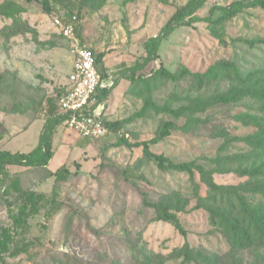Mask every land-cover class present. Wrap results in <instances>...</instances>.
<instances>
[{
    "label": "rangeland",
    "instance_id": "1",
    "mask_svg": "<svg viewBox=\"0 0 264 264\" xmlns=\"http://www.w3.org/2000/svg\"><path fill=\"white\" fill-rule=\"evenodd\" d=\"M192 1L50 0L48 12L41 0H0L1 150L31 151L47 119L48 100L56 99L60 110L74 65L72 42L64 35L69 22L75 21L81 43L94 56L105 54L100 70L116 83L98 109L109 131L105 137L84 139L63 123L48 166H6L0 172V229L12 226L9 211L21 205L16 180L45 196L40 213L16 238L26 252L5 255L0 264H264V146L258 147L264 145V103L248 97L206 109L199 105L238 86L220 65L234 63L243 77L264 70V8H245L215 26L208 18L218 19L221 8L252 0H202L186 19L199 20L179 26L162 41L157 60L145 63L147 42ZM213 29L224 39L214 37ZM138 66L140 78L126 79ZM161 67L178 79H157ZM185 70L192 74L182 75ZM121 120L128 121L114 131L107 125ZM169 121L175 123L170 135L150 150L175 163L203 166L222 188L216 204L207 200L215 194L199 173L192 178L161 169L141 147L118 145L153 140ZM60 169L64 181L56 180ZM242 200L260 218L259 234L247 230L248 243H241L240 233L214 226L206 209H195L202 203L238 219ZM160 201L185 206L177 216L187 236L158 220L147 205Z\"/></svg>",
    "mask_w": 264,
    "mask_h": 264
},
{
    "label": "trees",
    "instance_id": "2",
    "mask_svg": "<svg viewBox=\"0 0 264 264\" xmlns=\"http://www.w3.org/2000/svg\"><path fill=\"white\" fill-rule=\"evenodd\" d=\"M32 2L34 0H28ZM58 2L59 0H54ZM44 9L48 12L51 11L50 0H41ZM194 4V5H193ZM202 5V0H193L188 5L184 6L178 10L163 27L161 33L152 39H150L146 44L147 56L145 58V63H150L157 60L158 50L162 41L173 33L179 26H188L193 22L198 21V17H193L190 20L186 21L187 17L192 15L200 6ZM249 7H261L264 8V0H252L249 2L236 1L227 7L221 8L222 15L216 19L212 20L208 18V21L215 26H222L227 21L235 18L238 14L242 13L245 8ZM13 14H6L7 17H13ZM212 34L219 40H223V36L218 34L215 29L212 30ZM77 35L80 38V30L77 27ZM250 46H253L255 42L244 41ZM105 57L104 53H100L95 56L96 66L100 70V63ZM140 67H135L131 70V74L126 76L131 82L136 81L140 76H136V71ZM220 68L224 71H228L234 74L235 81L237 82L236 87H232L228 92L214 96L212 99L204 100L199 102V105H203L202 109H206L207 106L213 104H236L243 101L245 98H253L261 103H264V70H259L253 73H250L248 76L243 77L236 65L232 62H227L220 65ZM190 71L185 70L182 75H190ZM106 75V74H104ZM212 72H209L207 76H211ZM195 76V75H194ZM155 77L157 79L165 80H177L178 75L168 71L167 69L161 67L156 71ZM203 77V76H202ZM201 77V78H202ZM116 83L114 84V86ZM114 86L111 89L102 90L98 95L96 106L101 105L110 95ZM60 100V98H59ZM58 100V102H59ZM149 106V103L146 104ZM145 107L142 112L138 113L137 116L142 115L146 111ZM159 111V110H157ZM47 119L41 129L39 141L36 147L28 153L16 152L13 153L8 150L0 149V172H3L6 166H19L24 168H39L46 167L51 162L54 156V135L59 126H61L65 121L70 118L69 113H61L57 100L50 98L48 100L47 107ZM174 115H178V111L171 110ZM128 120H121L107 124L111 130H116L123 123H126ZM257 121V120H255ZM258 123V121H257ZM261 124V122H259ZM175 125L174 122H166L161 132L157 135L156 138L150 141H144L139 143H130L127 140H119L118 145L125 144L129 147H141L144 154L148 158H152L156 161L157 165L161 169H173L176 171L187 172L192 178L195 177L196 173H199L201 180L209 187L212 193L215 194L213 198H208L207 200L216 204V198L219 194L222 193L221 187L213 182L212 175L209 174L203 166L196 165L195 163H175L164 155H158L153 153L150 150L151 144H156L160 140L168 137L170 135L172 127ZM3 138V134L0 132V141ZM264 146L263 144H258V147ZM57 181L66 180L65 170H58L55 173ZM262 191L264 193V186ZM14 190L16 193L20 194L21 205L17 212L9 211V217L12 221V226L2 227L0 229V261L3 260V256L9 255V257H16L22 253H25L27 248L24 245H19L16 242V238L20 236L29 226V219L36 214L40 213L41 204L45 200L43 194L37 193L34 190H25L20 186L18 180L14 182ZM56 193L54 191V196L52 203L55 204ZM151 208H154L157 211V219L166 223H171L179 230L181 234L187 236V232L184 227L181 225L177 214L181 212H186L185 206L181 205H172L167 201H160L158 203H147ZM197 209H206L210 215L211 222L214 226L226 230L229 234H241V243H248L250 237L248 234V229L258 230L260 233L259 223L260 218L254 213V210L250 207L245 200H242V214H240L238 219L232 218L230 212L221 211L218 208L206 207L204 204L200 203L195 208ZM227 212V213H226ZM246 229L243 230V229Z\"/></svg>",
    "mask_w": 264,
    "mask_h": 264
},
{
    "label": "built area",
    "instance_id": "3",
    "mask_svg": "<svg viewBox=\"0 0 264 264\" xmlns=\"http://www.w3.org/2000/svg\"><path fill=\"white\" fill-rule=\"evenodd\" d=\"M64 35L71 40L74 54L68 86L59 100L60 112L70 114L64 124L71 125L84 139H101L109 131L98 114L100 105L96 103L102 90L114 86V77L98 70L94 54L77 35L74 20L64 26Z\"/></svg>",
    "mask_w": 264,
    "mask_h": 264
},
{
    "label": "crops",
    "instance_id": "4",
    "mask_svg": "<svg viewBox=\"0 0 264 264\" xmlns=\"http://www.w3.org/2000/svg\"><path fill=\"white\" fill-rule=\"evenodd\" d=\"M45 121H46V120L43 121V125H44ZM37 144H38V143H37ZM35 147H36V146H35ZM35 147H34V148H35ZM34 148H33V149H34ZM33 149H32V150H33ZM29 152H30V151H29ZM24 153H28V152H24ZM51 161H52V160H51ZM49 164H50V163H49Z\"/></svg>",
    "mask_w": 264,
    "mask_h": 264
}]
</instances>
